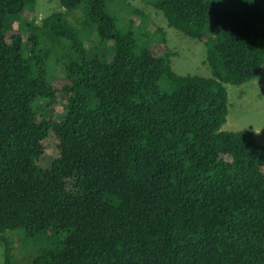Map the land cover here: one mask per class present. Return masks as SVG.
Masks as SVG:
<instances>
[{
  "label": "trees",
  "instance_id": "16d2710c",
  "mask_svg": "<svg viewBox=\"0 0 264 264\" xmlns=\"http://www.w3.org/2000/svg\"><path fill=\"white\" fill-rule=\"evenodd\" d=\"M57 1L79 26L0 0L3 264H264V144L220 128L224 84L264 66V0H147L208 76L123 0Z\"/></svg>",
  "mask_w": 264,
  "mask_h": 264
},
{
  "label": "rangeland",
  "instance_id": "374dc122",
  "mask_svg": "<svg viewBox=\"0 0 264 264\" xmlns=\"http://www.w3.org/2000/svg\"><path fill=\"white\" fill-rule=\"evenodd\" d=\"M128 4L129 8L137 9L149 22L160 27L164 32L166 45L172 53L170 64L172 70L177 74H197L200 76L210 75L209 68L204 63L205 48L203 44L192 39L180 31L167 25L162 14L147 0H123ZM235 0H219L220 3H226L230 6ZM33 9L27 14V18L34 23L38 22L46 15L59 11L69 21L76 25H80L81 14L79 10L74 12H65L59 5L57 0H33ZM129 11V10H128ZM127 11V12H128ZM139 12L131 13L130 18L134 25H143L142 17ZM116 28L122 31L130 28L126 23L128 19L126 15H117ZM116 14V15H115ZM117 17L123 18L118 21ZM148 31V28H146ZM149 31L143 34V37L149 36ZM23 42L25 43L27 32L21 31ZM94 32L88 35L84 40L85 47H91L96 42ZM226 91V115L225 121L221 125L222 130H248L253 133L259 143L264 144V66H261L257 75L239 85L224 84ZM44 161V158L41 159ZM14 239L15 235H9ZM3 246L0 242V264H3Z\"/></svg>",
  "mask_w": 264,
  "mask_h": 264
}]
</instances>
